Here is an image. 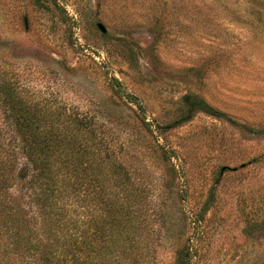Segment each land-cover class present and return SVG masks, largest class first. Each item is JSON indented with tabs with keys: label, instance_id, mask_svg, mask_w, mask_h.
Listing matches in <instances>:
<instances>
[{
	"label": "rangeland",
	"instance_id": "374dc122",
	"mask_svg": "<svg viewBox=\"0 0 264 264\" xmlns=\"http://www.w3.org/2000/svg\"><path fill=\"white\" fill-rule=\"evenodd\" d=\"M0 83L56 130L92 124L109 155L92 160L100 184L64 171L51 198L62 207L42 214L0 96V199L26 218L23 246L5 235L1 260L264 264V0H0ZM194 97L214 113L189 115ZM51 208L79 234L55 235ZM121 208L117 245L108 221Z\"/></svg>",
	"mask_w": 264,
	"mask_h": 264
},
{
	"label": "trees",
	"instance_id": "16d2710c",
	"mask_svg": "<svg viewBox=\"0 0 264 264\" xmlns=\"http://www.w3.org/2000/svg\"><path fill=\"white\" fill-rule=\"evenodd\" d=\"M0 96L2 97V103L4 104L5 109L8 110V115L13 122L15 131L21 139L22 148L26 153V157L32 166V173L34 174L32 180H29L32 191L31 194L34 196L35 203L39 205L40 212L42 214H46L45 203L49 202L51 198H55L54 192L56 189L55 187H53L54 181H56L61 174L64 175V171L67 174L68 172L75 174L79 173L81 177L80 179H85L84 177L87 174L86 170L89 172V174H87L88 176H95L93 174H90L92 160L96 156L100 155H103L102 157L104 158H109L108 152L103 149L104 147H100V145L93 143L95 137L93 134L94 129L92 127V124H84V121L82 119H78L77 117H70L69 120H67V125L61 120H58L59 126H61L62 129L56 130L55 127L52 126V121H49V119L46 118H39L34 112L29 110L27 105H22L21 100H19V98L17 97L15 90L13 89L11 84L0 83ZM186 98H188V96ZM187 103L189 104V115L199 110L214 113L211 109V106L201 98L194 97L190 101V103L188 101ZM110 154L113 155L111 151ZM83 159H85V161H83ZM83 162H85L84 165ZM120 166L121 164L116 163L114 164V167L111 168L116 173L117 169H119ZM98 169L100 172H102V166H99ZM78 179L79 178H72V182L75 186L79 185L80 183ZM92 180L96 184H100V182H102V179L99 180L98 177H92V179L90 178L86 183H91ZM118 184H124L123 188H125L124 186L126 185V182H119ZM61 192L63 193V190L58 187L57 193ZM55 200L56 199H53V201L51 200L52 206L54 204L60 205L59 203H55ZM61 200L62 199H59V201ZM60 207L62 206L60 205ZM19 210H21L20 207ZM19 210L18 205L10 206V204L0 199V225H2V230H0V251L6 252L4 248L5 243L1 241V239H3L5 235L6 238H8V236L10 238L13 236V248L15 246V248L17 249V254L19 252V247L23 246L18 245L22 237V231L20 229V226L22 224L20 225V223L26 218L23 216V214H21ZM120 210L121 211H116V214L113 211L114 216L111 217V219L108 221V223H110L109 230L114 234L113 243L117 245L119 243L118 236H120L119 234L121 233V228L119 227L120 224L118 222L122 220L124 216L123 212H126V210H123V208H121ZM17 211H19V213ZM53 212L55 214V220L54 223H49L48 227L50 226L49 229L55 231V235L59 233L63 234L62 232L64 230H68V237H74L79 234V230L76 226L77 220H68L67 222L61 223L62 220L67 218V215L64 213L56 212L55 210H53ZM5 226L7 227V229L5 228ZM8 229L11 230L12 235H7ZM106 234L107 233H105V235L102 237V240L109 243ZM92 243L93 241L89 239L87 240L86 245L85 243L83 245L82 241L81 246L92 247ZM92 249L93 248H90L86 252L82 249L79 251L71 250L70 253L75 260L76 258H78V256L81 257L84 254H92ZM109 250L110 249L107 248V251L105 253H107ZM108 254H110V252L106 255ZM94 255L95 257L99 255V251L97 249L96 251H94ZM38 256L39 258H37L35 263L33 262V264H50V258L44 255ZM16 258L17 257H15V259ZM187 258L185 255L184 257L181 256L180 264H188L189 262ZM62 261L64 262V260L61 259V262L59 260L58 263L63 264ZM7 263H12V261H5L0 259V264Z\"/></svg>",
	"mask_w": 264,
	"mask_h": 264
},
{
	"label": "water",
	"instance_id": "95a60500",
	"mask_svg": "<svg viewBox=\"0 0 264 264\" xmlns=\"http://www.w3.org/2000/svg\"><path fill=\"white\" fill-rule=\"evenodd\" d=\"M98 27L100 28L102 32H106V28L104 27L102 23H98Z\"/></svg>",
	"mask_w": 264,
	"mask_h": 264
}]
</instances>
